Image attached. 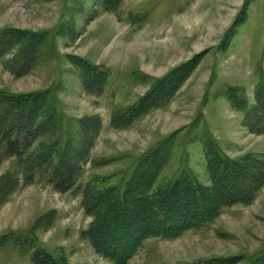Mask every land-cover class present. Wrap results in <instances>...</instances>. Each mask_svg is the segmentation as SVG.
<instances>
[{
    "label": "rangeland",
    "instance_id": "1",
    "mask_svg": "<svg viewBox=\"0 0 264 264\" xmlns=\"http://www.w3.org/2000/svg\"><path fill=\"white\" fill-rule=\"evenodd\" d=\"M98 6V0H0V30L47 34L39 64L26 75L16 77L0 61V89L27 93L54 88L70 118L103 119L83 165L81 187L92 174H116L119 180L141 154L173 133L171 159L160 181L190 167L207 182L204 146L198 140L206 132L232 158L264 156V134L251 133L225 96L226 87L242 86L254 101V86L264 76V0H142L125 5L120 16L114 14L122 23L104 12L91 20ZM242 11L245 20L225 47V36ZM143 24L144 42L136 37ZM203 51L199 67L166 109L130 129L109 126L111 104L134 103L155 78ZM70 56L109 70L101 97L83 92L80 69ZM13 164L15 159L2 162L0 177ZM80 189L60 194L33 184L12 194L0 208V264H33L37 249L65 256L72 264H116L98 255L82 236L92 218L83 209ZM263 250L264 187L250 205L225 208L199 229L175 239H148L128 264H190L213 257L247 258Z\"/></svg>",
    "mask_w": 264,
    "mask_h": 264
},
{
    "label": "trees",
    "instance_id": "2",
    "mask_svg": "<svg viewBox=\"0 0 264 264\" xmlns=\"http://www.w3.org/2000/svg\"><path fill=\"white\" fill-rule=\"evenodd\" d=\"M98 1L91 20L103 12L120 16L125 0ZM244 14L245 11L240 12L225 36V47L230 46L245 20ZM46 38L44 31L1 29L0 61L4 68L16 77L26 75L39 64ZM205 53L196 54L163 77L155 78L134 103L111 104V128L130 129L154 111L166 109L199 67ZM70 57L80 69L83 92L101 97L110 78L109 70L79 56ZM225 96L231 109L243 115L244 125L251 133L264 134L263 75L254 86L253 102L242 86L226 87ZM101 124L99 115L70 118L54 88L27 93L0 89V164L9 159H15L17 164L0 177V208L22 186L45 184L60 194L81 188L83 209L92 218L83 238L98 255L116 264H128L148 239H175L199 229L215 221L225 208L250 205L264 187V156L245 154L232 158L207 132L198 138L204 146L206 183L190 167H182L176 175L160 181L171 159L173 133L141 154L119 180L116 174H92L81 187L83 165ZM32 261L72 264L65 256L54 257L42 249L34 251ZM244 261L264 264V250L247 258L213 257L190 264Z\"/></svg>",
    "mask_w": 264,
    "mask_h": 264
},
{
    "label": "crops",
    "instance_id": "3",
    "mask_svg": "<svg viewBox=\"0 0 264 264\" xmlns=\"http://www.w3.org/2000/svg\"><path fill=\"white\" fill-rule=\"evenodd\" d=\"M142 0H125L124 1V4H123V7L125 6V7H129L130 8V6H137L138 4H139V2H141ZM122 7V8H123ZM125 10H127V13L128 14H131L129 11H128V8H124ZM111 15H113L115 18H116V20L119 22V23H122V21H119L118 20V18L114 15V14H111ZM125 25V27L126 28H128V25H126V24H124ZM147 27H146V25L145 24H143L142 25V29H140L138 32H136V37H138V39H141V41L142 42H144V41H146V39H145V37H144V34L146 33V29ZM131 30V29H130ZM140 33V34H139ZM138 35H142V36H138ZM136 37H135V39H136ZM143 95V94H142ZM112 111V110H111ZM101 117V116H100ZM101 119H102V117H101ZM111 122V117H110V120H109V123ZM109 126L111 127V125L109 124ZM102 127H103V119H102Z\"/></svg>",
    "mask_w": 264,
    "mask_h": 264
}]
</instances>
